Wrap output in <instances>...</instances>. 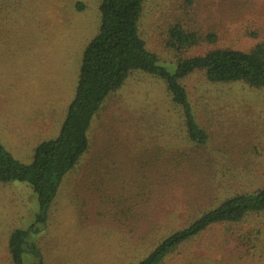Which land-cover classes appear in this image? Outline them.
<instances>
[{"label": "rangeland", "instance_id": "374dc122", "mask_svg": "<svg viewBox=\"0 0 264 264\" xmlns=\"http://www.w3.org/2000/svg\"><path fill=\"white\" fill-rule=\"evenodd\" d=\"M4 2L0 144L29 165L36 147L58 136L83 51L99 29L102 0ZM142 7L140 37L169 73L177 58L264 47V0H145ZM174 25L202 41L173 50L167 40ZM182 83L206 146L191 147L182 110L164 83L132 71L90 122L88 151L60 181L45 218L37 221L40 207L28 184L0 183V264H10L12 231L32 227L22 264H134L195 218L202 203L264 187V89L209 84L201 72ZM165 174L189 176L172 186ZM164 189L167 196L158 197ZM145 209L151 212L143 215ZM143 216L151 218L138 226ZM163 264H264V214L213 225Z\"/></svg>", "mask_w": 264, "mask_h": 264}, {"label": "trees", "instance_id": "16d2710c", "mask_svg": "<svg viewBox=\"0 0 264 264\" xmlns=\"http://www.w3.org/2000/svg\"><path fill=\"white\" fill-rule=\"evenodd\" d=\"M144 1L102 0L99 29L83 51L75 95L67 108L58 136L36 147L31 164L18 163L0 144V183L17 181L29 185L40 207L38 222L46 217L45 212L62 178L72 172L87 153L90 122L101 110L103 101L121 87L132 71L147 73L164 83L171 101L182 110L187 138L193 148L206 146L208 137L205 129L195 121L191 110L187 90L182 83L187 77L201 72L209 84H243L264 89L262 45L246 52L218 48L199 56L177 58L172 73L158 66L156 56L145 48V42L139 34L138 21ZM4 7V0H0V10ZM205 38L212 43L216 40L211 34ZM202 39L195 32L174 25L169 30L167 45L173 50L184 51L198 45ZM168 179L172 186L184 181L179 175L169 178V174H165L164 181ZM167 190L169 192L170 189ZM161 194L167 196V191H159L158 197ZM212 202L199 205L195 218L160 239L142 260L134 264H163L181 245L195 239L213 225L238 224L249 215L264 214V187L254 192L235 193L215 205ZM132 208L134 206L128 208L127 214H132ZM150 212L145 209L143 215ZM150 218L143 216L136 220V224L141 226L145 219L147 222ZM29 229H16L10 234L7 244L10 264H22L21 257L33 227Z\"/></svg>", "mask_w": 264, "mask_h": 264}]
</instances>
